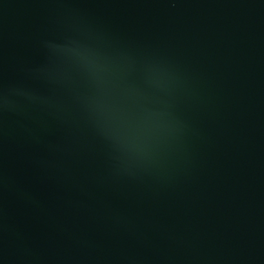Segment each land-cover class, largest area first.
Here are the masks:
<instances>
[{"label":"water","instance_id":"95a60500","mask_svg":"<svg viewBox=\"0 0 264 264\" xmlns=\"http://www.w3.org/2000/svg\"><path fill=\"white\" fill-rule=\"evenodd\" d=\"M0 264H264V0H0Z\"/></svg>","mask_w":264,"mask_h":264}]
</instances>
